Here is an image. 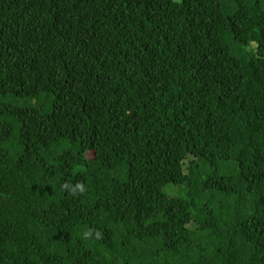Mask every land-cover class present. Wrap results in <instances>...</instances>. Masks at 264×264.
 Segmentation results:
<instances>
[{
    "label": "trees",
    "instance_id": "1",
    "mask_svg": "<svg viewBox=\"0 0 264 264\" xmlns=\"http://www.w3.org/2000/svg\"><path fill=\"white\" fill-rule=\"evenodd\" d=\"M0 264H264V0H0Z\"/></svg>",
    "mask_w": 264,
    "mask_h": 264
},
{
    "label": "rangeland",
    "instance_id": "2",
    "mask_svg": "<svg viewBox=\"0 0 264 264\" xmlns=\"http://www.w3.org/2000/svg\"><path fill=\"white\" fill-rule=\"evenodd\" d=\"M36 103H34V105H35Z\"/></svg>",
    "mask_w": 264,
    "mask_h": 264
}]
</instances>
